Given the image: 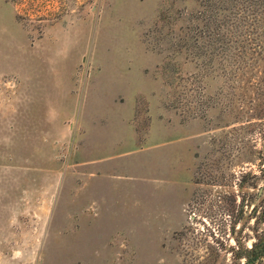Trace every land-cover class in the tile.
Returning a JSON list of instances; mask_svg holds the SVG:
<instances>
[{"label": "rangeland", "instance_id": "1", "mask_svg": "<svg viewBox=\"0 0 264 264\" xmlns=\"http://www.w3.org/2000/svg\"><path fill=\"white\" fill-rule=\"evenodd\" d=\"M262 234L264 0H0V264H244Z\"/></svg>", "mask_w": 264, "mask_h": 264}, {"label": "crops", "instance_id": "2", "mask_svg": "<svg viewBox=\"0 0 264 264\" xmlns=\"http://www.w3.org/2000/svg\"><path fill=\"white\" fill-rule=\"evenodd\" d=\"M31 129H33V128H31ZM102 129L103 128H101L100 126L91 128V130H89L88 133H87V134H90V135L89 136L87 135L85 140L87 142H89V143H92V144L98 143L102 139H101V135L100 134L97 135V134L101 133L103 131ZM38 131H41V130H38ZM114 131H116V129H114ZM125 131H126L125 129H122L121 133L126 134ZM106 138H109V137H106ZM121 139H125V137H121ZM102 163H104L103 164V170H108V172L110 173L108 175L110 181L116 179L115 177L117 175H116V173L113 174V172L117 169V166L120 165L121 168L122 167L124 168V164H125V162H120L118 164V162L114 158H110L106 162H101V160H93L92 163L88 164L89 166H87V168L88 169L93 168V170H96V169L97 170H101ZM122 163H124V164H122ZM91 179L94 182V185H97L99 183V181L101 180V177L95 175V173H94Z\"/></svg>", "mask_w": 264, "mask_h": 264}, {"label": "trees", "instance_id": "3", "mask_svg": "<svg viewBox=\"0 0 264 264\" xmlns=\"http://www.w3.org/2000/svg\"><path fill=\"white\" fill-rule=\"evenodd\" d=\"M237 12H239V9ZM240 254L241 256H239ZM235 257H242L244 264H264V234L256 238L248 248H245L243 252L236 254Z\"/></svg>", "mask_w": 264, "mask_h": 264}]
</instances>
